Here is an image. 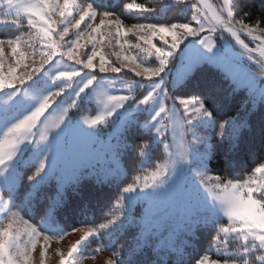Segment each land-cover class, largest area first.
Masks as SVG:
<instances>
[{"label": "snow or ice", "instance_id": "obj_1", "mask_svg": "<svg viewBox=\"0 0 264 264\" xmlns=\"http://www.w3.org/2000/svg\"><path fill=\"white\" fill-rule=\"evenodd\" d=\"M175 2L184 5L182 13L191 12L186 22L126 27L120 15L97 0H0V26L19 33L0 38V264H32L38 246L39 264H46L49 242L64 240L67 228L80 235L67 251L56 250L58 264H78L93 240L99 244L96 252L119 245L106 264H169V258L171 264H186L173 237L177 231L195 235L200 226L214 230L208 251L223 258L203 254L194 264H264V163L247 178L208 175L209 160L218 150L225 152L224 171L229 172L227 157L241 149L245 130H251L250 104H264V80L242 62L246 54L264 74V14L258 20H251L249 12L238 16L236 0H222L220 6L209 0ZM123 9L164 11L141 3H126ZM25 21L27 31H21ZM129 34L136 43L127 39ZM242 36L256 41V47ZM233 40L243 53L233 52ZM114 43L121 49L114 53L115 62L104 52ZM125 46L138 51L124 54ZM149 57H154L152 64ZM204 66L231 82L233 93L243 85L249 94V103L241 105L244 116L225 118L227 98L218 96L215 87L207 96L178 90ZM128 72L140 79L124 81L120 74ZM94 102L102 105L98 114L71 115ZM138 114H145L142 123ZM140 128L147 139L138 145L139 155L145 157L154 143H161L167 159L120 189L116 211L105 222L83 228L63 223L59 213L67 205L68 189L75 191L82 180L73 139L95 144L107 130L106 155L113 166L94 175L100 185L119 183L118 159ZM212 136L219 139L212 142ZM47 187L52 193L41 195ZM160 199L170 201L171 215L156 212ZM141 203L146 211L138 217L135 208ZM170 222L174 227H167ZM133 228L126 247L120 240ZM235 239L243 243L230 249ZM149 250L154 259L146 258Z\"/></svg>", "mask_w": 264, "mask_h": 264}, {"label": "trees", "instance_id": "obj_2", "mask_svg": "<svg viewBox=\"0 0 264 264\" xmlns=\"http://www.w3.org/2000/svg\"><path fill=\"white\" fill-rule=\"evenodd\" d=\"M191 2H196V0H191ZM212 2L218 6L216 1L212 0ZM97 3L101 6L106 5L108 10L115 11L120 15V18L129 24L157 22L158 20L161 22H186L191 18V12L186 11L182 13L181 8L184 7V5L176 4L175 0H97ZM126 3H141L146 7H152L158 10L163 9L164 11L156 14L142 13L136 10H124L123 5ZM236 3L238 16L243 15L244 12H249L251 20H258L259 17L264 14V0H236ZM24 23L25 27L21 29V31L27 30L26 21ZM16 34L19 33L16 32L14 28L0 26V38ZM248 41L250 40L248 39ZM249 65L256 70L260 69L253 64ZM127 75L132 76L130 72H128ZM214 87L217 90L218 96L227 98L224 109L225 118L229 116L235 117L237 115L244 116L241 105L249 103V94L243 88L237 89V91L233 93L231 82L224 80L215 68H209L208 66L202 67L197 71L193 79L187 82L186 86H181L178 90L195 92L201 96H207L209 89ZM86 110H88L86 105H82L79 109H75L73 113H82ZM90 110L94 111V108ZM143 115L144 114H141V116ZM247 119L251 125V130H245L241 149L232 154V156L227 157L232 163L229 172L225 173L224 171L226 167V156L223 150H218L213 158L209 160L208 166L211 172L222 176L228 175L229 178L242 179L245 178L256 165L264 161V140L261 138V121L264 120V104L257 103L255 108L251 107V114ZM144 139H147V135H145L142 128L136 130L129 136L128 144L130 147L121 154L124 166V174L121 176V182L100 185L93 177H83L75 191L72 188L68 189L67 205L59 213V218L63 223L72 224L75 227L98 225L111 217L114 211H116L115 200L118 197L120 189L125 184L132 182L136 175L154 169L157 163L166 158L161 144L154 143L148 151L147 159L144 161V157L139 155L138 150V145L142 143ZM212 139L213 142H216L219 138L213 136ZM21 191H23V188ZM52 191V187H47L41 195H49ZM81 205L85 206L84 211H80ZM36 206H39L38 201L36 202ZM142 207V203L137 205V210H135V212L139 214L142 211ZM24 216L29 218V215ZM35 219H39V216H36ZM32 221L35 222V220ZM66 230H71V228H67ZM134 232L135 228L129 230V232L121 238L120 243L130 241ZM213 235L214 230L200 226L195 235L184 233L174 238L177 246L184 252L186 264H194L195 259L207 253H212L217 257L215 250L208 251ZM104 243L107 245L108 241L105 240ZM153 243H156V239H153ZM98 246V242L93 240L87 250L90 253H97L95 249ZM125 246L127 247L126 243ZM118 247L119 245L117 244L111 251H105L112 254V251H115ZM146 258L154 259L150 250L146 254ZM171 260L172 258H169V264H171Z\"/></svg>", "mask_w": 264, "mask_h": 264}, {"label": "rangeland", "instance_id": "obj_3", "mask_svg": "<svg viewBox=\"0 0 264 264\" xmlns=\"http://www.w3.org/2000/svg\"><path fill=\"white\" fill-rule=\"evenodd\" d=\"M214 1L217 2L218 6H220L222 4V0H214ZM112 19H115V17H112ZM95 23L96 24L99 23V17H97ZM133 24H135V23L129 24V23L124 21V25L126 27H131V25H133ZM24 31H27V30H24ZM217 35H219V34H217ZM127 39H129L132 43H136V37L132 34H129ZM155 42L159 46V43H160L159 40H157ZM245 42L248 43L252 47H256V43L254 41H251V40L248 41V39H247V40H245ZM121 43H123V38L121 39ZM97 47L99 48L100 46L97 45ZM230 47L232 48L233 52L236 53L237 55L244 52L239 47H237L233 43V41H231ZM5 50L9 54L8 56H6V60L11 62L10 49L7 48V46H6ZM84 51H90V47L86 48ZM120 51H121V49L119 48L118 45H115V43L113 44V47H105L104 48V52H105L106 56L114 62L117 60V57H116V55H114V53L120 52ZM123 51H124V54H136L138 50H136V49L129 50L127 48V46H125ZM153 62H154V57H149L148 63L152 64ZM242 62H243V65L245 66V68L247 70H250V71L256 73L258 79L264 80V74H262L260 69L256 70V69L250 67L249 64H253L259 68V66L253 60H250L246 54L243 56ZM131 74H132V76L131 75H125L124 73H121L120 76L124 81H131V80H139L140 79L138 77H135L133 73H131ZM240 88L244 89L242 84L238 87V89H240ZM141 91L142 90L137 89L135 94L140 95ZM115 94H126V91H117ZM84 105H86L88 110H86L82 113H73V111L75 109L72 110L71 115L73 116L74 119H83L86 116H94L102 110V105L99 102H94L91 104L86 103ZM256 105H257V103L255 105H251V107L255 108ZM91 108H94V111L90 110ZM144 115L141 116V114H138V119L141 123L144 121ZM231 117H233V116H231ZM166 123H167V121H166ZM200 134L204 135L205 133L203 131H201ZM108 139H109V137L107 136V130H105V132L101 135L100 139L95 144H93L92 142H90L88 140L81 139V138H74L73 139V143H74V147H75V162L83 164L82 168H81L82 178L83 177L95 178V175H94L95 172L108 170L109 168H111L113 166L110 154L106 155L107 150H108V146H107ZM187 139L190 140L191 137L189 136V137H187ZM171 142H172V137L169 135L168 143H171ZM179 142L180 141L178 138L177 144ZM212 142H213V139H212ZM161 146H162V148L166 154L165 159H167V150L164 149L163 144H161ZM171 150H175V149H171ZM122 152H121V154H122ZM146 159H147V155L144 157L143 160L145 161ZM163 161H161V162H163ZM161 162H159V163H161ZM261 163H264V161H262ZM258 165H256V166H258ZM118 168H119L120 175L122 176L124 174V166L122 163L121 155L118 159ZM154 169H152V170H154ZM251 173H252V171L247 176L251 175ZM208 175L211 176V175H218V174L209 171ZM247 176L245 178H247ZM4 199L7 200V194L6 193L4 195ZM17 203H19V201H17ZM142 205H143L142 211L139 214H137L138 217L144 215V213L146 211V205L144 203H142ZM154 208H155L157 213L164 214V215H171L174 212V209H173V207H172V205L168 199L157 200L154 204ZM135 210H137V207L135 208ZM23 218H24V220H28L30 223L34 222V221L30 220L28 217L23 216ZM95 226H98V225H84V226H79L77 228L95 227ZM167 227H174V224H172L170 222L167 225ZM161 230H163V229H161ZM67 231L70 234L65 236L64 240L57 241V240L53 239L49 242L48 254L46 257V264H58L59 257L56 254V250L59 249V250L67 251V249L71 245V243H73L76 239L79 238V235H80L79 232L73 233V232H71V230H67ZM181 234L183 235L184 232L177 231V233L173 237V239L175 237L181 235ZM165 235H168V233H165ZM157 238H159V233H157V236L154 237V239H156V240H157ZM41 243H43L42 240H41ZM242 243H243V241H240L239 239L231 240L229 243V248L230 249H236ZM39 251H40V248L38 246L37 250L33 253L32 264H39ZM207 254L210 255V257L212 259H217V257H215V255H213L212 253H207ZM255 254L259 255L260 253H255ZM111 257H112V254H110L107 251L90 253L86 249L81 256L77 257V261H78V264L81 261H82V264H106V261Z\"/></svg>", "mask_w": 264, "mask_h": 264}, {"label": "water", "instance_id": "obj_4", "mask_svg": "<svg viewBox=\"0 0 264 264\" xmlns=\"http://www.w3.org/2000/svg\"><path fill=\"white\" fill-rule=\"evenodd\" d=\"M209 3H213L212 2V0H209ZM214 4V3H213ZM242 38L243 39H249V40H251V38H249V37H246V36H242ZM252 41V40H251ZM255 43H257L256 41H254ZM233 43L237 46V47H239L242 51H244L243 49H242V47L241 46H239L238 44H236V42L233 40ZM250 46V45H249ZM250 47H252V46H250ZM257 55H258V53H257Z\"/></svg>", "mask_w": 264, "mask_h": 264}]
</instances>
